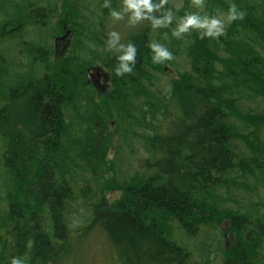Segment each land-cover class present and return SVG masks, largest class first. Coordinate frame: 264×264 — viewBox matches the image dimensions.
Here are the masks:
<instances>
[{
	"label": "trees",
	"instance_id": "16d2710c",
	"mask_svg": "<svg viewBox=\"0 0 264 264\" xmlns=\"http://www.w3.org/2000/svg\"><path fill=\"white\" fill-rule=\"evenodd\" d=\"M121 1L105 8L104 0H78L72 50L53 59L56 30L44 13L54 11V0H0V130L11 125L2 158L12 173L0 264L13 257L69 264L93 232L111 245L117 264H199L201 253L183 239L224 222L234 243L220 264H264V194L256 184L264 174V0L206 1L202 16L218 17L235 4L244 18L218 38L190 30V72L172 81L168 98L153 80L166 61L154 63L149 44L155 32L167 33L176 54L181 42L171 28L178 21L153 29L143 20L124 43L136 46L133 70L117 76L123 51L107 52V26ZM188 1L179 18L197 13ZM174 2L165 9L175 13ZM93 47L102 57L91 55ZM99 63L111 80L104 102L86 79ZM18 104L22 111L12 119ZM159 112L170 121L161 131L153 127ZM112 117L119 118L114 130ZM134 143L142 147L138 155ZM127 150L137 168L121 167L119 177ZM110 188L122 197L110 202ZM74 214L82 220L77 229Z\"/></svg>",
	"mask_w": 264,
	"mask_h": 264
},
{
	"label": "rangeland",
	"instance_id": "374dc122",
	"mask_svg": "<svg viewBox=\"0 0 264 264\" xmlns=\"http://www.w3.org/2000/svg\"><path fill=\"white\" fill-rule=\"evenodd\" d=\"M207 0H204V6L202 8H197L193 5L192 0H189V6L190 9L193 6V9L195 8V11L201 15V13L205 10L206 8V2ZM34 3H42V0H32ZM55 5H54V11L49 12L46 11L44 14L45 17V22L47 24H51L53 28H55L56 32V37L55 38H50V44L56 46V52L55 55L52 57L53 59H61L62 57H65L68 55L69 51L72 50V40H73V35L71 31V23L73 22L74 16H75V9L77 7V2L78 0H54ZM121 4L122 1L119 4V7L121 10ZM231 4V2H229ZM184 7V0H175L173 4V8L175 10V13H173V20L177 22L179 20L178 16L180 15V11ZM223 8V7H222ZM118 10V11H119ZM225 11V10H224ZM194 12V11H192ZM224 14V19H225V30L229 24V22L226 19V11ZM221 14H219L218 17H221ZM144 25L143 21H140L139 23L136 24H131L129 22L128 16L125 15L123 20L116 21L114 19H110L108 21V32L110 33L111 31H116L120 34L121 40L119 43H126V40L133 34H136L137 31ZM173 30V28H171ZM43 31L44 34H47V30H40ZM38 31V32H40ZM68 32L70 33L69 35ZM190 34L191 32H187L182 34L180 38H178L179 42H181V47L179 46L177 48L176 54L171 50V45L172 41L170 36L165 33L162 34L161 32H155L152 34V43H159L166 47L171 53L173 58L171 60H166L165 66L163 67V70L161 72H156L155 77L156 79H153L157 84H158V90H160L158 95L164 96L165 98H168L170 96V92L172 89V81L177 80L179 78L180 73L183 72H190V69L187 67L185 63V58H186V46L188 44V41L190 39ZM225 34V31H224ZM223 34V35H224ZM33 35V34H32ZM35 35V34H34ZM107 35V34H106ZM30 36V35H29ZM163 41V42H162ZM108 46V45H106ZM105 46V47H106ZM116 47H119V44H117ZM107 52L110 53H119L116 51L115 48L113 49H108ZM185 52V53H184ZM95 54L96 56L98 55L99 57H102V51L100 49H95L94 47L92 48V54ZM188 59V58H187ZM169 61L171 63H169ZM98 68L101 69L103 74H105L104 78L105 80L101 82L102 84L98 85V83H95V76L96 73H88L86 79L87 81L95 87L97 95H98V100L100 102H104L108 92L110 91V85L109 79H110V73L109 71H104L102 64L99 63L97 66ZM91 74V75H90ZM2 93V92H0ZM2 99L3 97L0 94V108L2 105ZM22 105H17V107L14 108L12 119L16 118L18 116L19 111H22ZM144 110H148L145 108ZM151 115V114H150ZM171 116V114H169ZM158 118V119H157ZM173 118V117H171ZM150 117L147 118V121H150ZM156 119L158 120V125H154L153 127H158L159 131L161 129L163 130L164 127L170 126V121L167 119H164L163 113H158L156 115ZM169 119V118H168ZM119 123V118L117 117H112L111 119V129L114 130ZM127 126V125H126ZM146 126V128H145ZM152 126V125H151ZM125 127V126H124ZM11 129V125L7 128H4L0 130V227L4 226L2 221L5 219L7 210H8V203H7V187L10 185L12 186V179H11V170L8 168L4 167V160L2 158L3 153L6 149V142H5V137L3 136L5 133H9ZM148 129V130H145ZM154 129V128H153ZM142 131L149 133L150 130L147 128V125L143 124ZM5 132V133H4ZM116 139V138H115ZM116 141V140H115ZM139 144L134 143L132 148V152L135 153L136 155L140 154V150L142 149L141 146H138ZM126 150V149H125ZM131 151L127 150L128 156L130 158L128 159V163L126 162L125 165L120 164V167L117 166L116 170L118 173L119 177H122V173L126 172L125 169L122 168H127L132 170L133 166L135 165L134 169L137 168L136 161L134 157L131 158ZM114 151L112 150L108 157H107V178L106 181L107 183L112 182L111 177L114 176L113 172H109V166L111 164V161L114 158ZM122 167V168H121ZM257 186L260 187L263 191L264 194V174L260 177V181L256 182ZM10 194H13V192H10ZM122 197V192L118 190H114L113 188H110L109 192L107 193V198L110 202H114ZM251 199L248 198L247 201H250ZM253 201V200H252ZM74 229L79 228L80 223H82V220L78 217L77 214H74L73 220H72ZM230 225L228 222H224L219 229H209L205 233L200 234V236L197 238L193 237H186L183 239V242L185 244L188 243V248L192 253H195L196 255H201V258L199 259V264H220L222 261V253L223 251L231 248L233 246V237L231 233L229 232ZM84 240L81 242L78 246V253L76 252L74 258L70 260L71 263L69 264H117L114 258V252L111 247V245L102 237H100L99 233H91L88 234L87 236L83 237ZM80 242V240H79ZM84 246L86 247L84 249ZM77 248V246H76ZM201 251V252H200Z\"/></svg>",
	"mask_w": 264,
	"mask_h": 264
},
{
	"label": "clouds",
	"instance_id": "9594fccd",
	"mask_svg": "<svg viewBox=\"0 0 264 264\" xmlns=\"http://www.w3.org/2000/svg\"><path fill=\"white\" fill-rule=\"evenodd\" d=\"M168 0H122L121 10H110L112 19L119 21L123 20L125 15L128 16L131 24L139 23L147 20L151 22L153 29L166 28L173 22V12L171 9H165ZM192 3L197 8L204 6V0H192ZM110 0H104L102 7L108 8ZM156 13V15H154ZM244 12L239 10L235 4L230 5L226 14L228 22L237 19H243ZM191 29L199 30L200 38L205 37L218 38L224 34L225 19L224 14L221 17L199 15L198 13H185L180 17L172 30V36L180 38L182 34L189 32ZM121 40L120 34L116 31L108 33L107 45L108 49L115 48L117 52L123 51L122 55H118L119 67L116 69V75L119 76L122 72H132L130 62H136V46L132 43H119ZM119 44V47H116ZM149 48L153 53L152 59L154 63H162L173 58L172 53L159 43H150ZM10 264H23V260L13 257Z\"/></svg>",
	"mask_w": 264,
	"mask_h": 264
},
{
	"label": "flooded vegetation",
	"instance_id": "af4514ba",
	"mask_svg": "<svg viewBox=\"0 0 264 264\" xmlns=\"http://www.w3.org/2000/svg\"><path fill=\"white\" fill-rule=\"evenodd\" d=\"M94 69V68H93ZM98 72V70H96ZM104 72L101 71V69H99V75L101 76L100 81L98 82V85L102 84L101 82H103L105 80L104 76L105 74H103ZM111 82V80L109 79V83ZM108 83V84H109Z\"/></svg>",
	"mask_w": 264,
	"mask_h": 264
},
{
	"label": "water",
	"instance_id": "95a60500",
	"mask_svg": "<svg viewBox=\"0 0 264 264\" xmlns=\"http://www.w3.org/2000/svg\"><path fill=\"white\" fill-rule=\"evenodd\" d=\"M70 33L68 32V34L67 35H69ZM97 79H100V76L99 75H97V77H96Z\"/></svg>",
	"mask_w": 264,
	"mask_h": 264
},
{
	"label": "bare ground",
	"instance_id": "6f19581e",
	"mask_svg": "<svg viewBox=\"0 0 264 264\" xmlns=\"http://www.w3.org/2000/svg\"><path fill=\"white\" fill-rule=\"evenodd\" d=\"M91 75V74H90ZM89 81V80H88Z\"/></svg>",
	"mask_w": 264,
	"mask_h": 264
}]
</instances>
